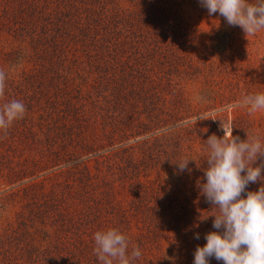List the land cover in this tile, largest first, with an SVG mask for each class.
I'll return each mask as SVG.
<instances>
[{
	"label": "rangeland",
	"instance_id": "obj_1",
	"mask_svg": "<svg viewBox=\"0 0 264 264\" xmlns=\"http://www.w3.org/2000/svg\"><path fill=\"white\" fill-rule=\"evenodd\" d=\"M82 6L83 36L66 24ZM0 70V105L27 109L0 131V264H100L93 234L125 226L134 264H193L218 213L199 187L206 140L219 120L264 139V110L234 107L264 92V29L246 36L199 0H0Z\"/></svg>",
	"mask_w": 264,
	"mask_h": 264
},
{
	"label": "clouds",
	"instance_id": "obj_2",
	"mask_svg": "<svg viewBox=\"0 0 264 264\" xmlns=\"http://www.w3.org/2000/svg\"><path fill=\"white\" fill-rule=\"evenodd\" d=\"M208 15L218 13L230 26H239L246 36L264 29V0H199ZM6 73L0 70V99L6 88ZM234 107L250 113L264 110V92L247 94ZM26 106L11 99L0 105V131L7 133L12 124L23 119ZM209 119L198 116V120ZM219 120V119H217ZM220 121L222 137L212 134L207 143V167L199 185L205 199L218 210L210 215L213 229L205 234L206 243L197 246L193 264H209L211 259L223 264H264V139L258 134L246 139L233 136V124ZM187 158L176 162L180 172L188 170ZM261 182L257 191L249 184ZM211 207V208H212ZM199 239V233L195 235ZM94 254L100 264H134L142 253L139 245L129 252V240L119 229L109 228L93 234Z\"/></svg>",
	"mask_w": 264,
	"mask_h": 264
},
{
	"label": "trees",
	"instance_id": "obj_3",
	"mask_svg": "<svg viewBox=\"0 0 264 264\" xmlns=\"http://www.w3.org/2000/svg\"><path fill=\"white\" fill-rule=\"evenodd\" d=\"M80 5H84V4H80ZM154 5V4H153ZM152 7V4L150 3L149 5L147 4V7H145V8H143V9H147V10H149L150 8ZM85 8V9H84ZM81 10H84V12H82ZM145 11V10H144ZM86 13L88 14V15H86ZM141 13L143 14V11L142 12H140V14H138V16L140 15L141 16ZM91 15H94L95 16V13H94V11H92V9H90L89 7H83L82 6V8L81 7H78L76 10H74V11H72V14H70L69 16V20L70 21H67L66 22V24H67V26H69V25H71V24H69L70 22L72 23V26L71 27H69V29L70 30H75L76 29V31H79L81 34V36H83L84 35V33H86V32H88V30L90 29L89 27H91L90 26V24L88 23V21H89V19H87V18H89ZM140 18V20L139 19H137L136 21H138V23H140L141 21H143L144 19H142L141 17H139ZM135 21V22H136ZM56 22H60V19L59 20H56ZM54 25V24H53ZM52 25V26H53ZM59 25V24H58ZM79 25H85V27H84V29L81 27V26H79ZM135 25H137V24H135ZM55 26V25H54ZM42 30V29H41ZM60 30V29H59ZM50 31V30H49ZM45 37H47L46 36V33H44L43 34ZM115 39H117V38H115ZM115 41V40H114ZM106 44V43H105ZM107 44H109V43H107ZM114 45H117V43H114ZM113 52H118V50L117 49H115L114 51H112V53ZM16 55V54H15ZM115 55H117V54H115ZM115 59V58H114ZM113 59H111V61H112ZM144 70H146V69H144ZM9 92V89H6L5 88V92ZM15 92V94L18 96V94H20V90L19 89H16V88H12V92ZM51 106V105H50ZM71 131V129H68V132H70ZM97 204H96V206H101L102 205V203L100 202H96ZM93 204V203H92ZM97 209V208H96ZM98 213V216H100V211H99V209H97L96 211H95V213ZM142 212V217H140V218H138L139 220L141 219V220H144V221H146V222H151V223H156L157 221L158 222H160V219L162 218V214L160 215V213H157V214H153V213H149V211H141ZM135 216V215H134ZM177 216H175V218H176ZM132 218L133 219H135V217H133L132 216ZM120 219H122V221H129L130 220V218H129V215L127 214H125V212H123L121 215H120ZM157 225H148L147 227H145V229H143L142 228V231L139 229V231H140V233H137L136 234V236L138 237V239L141 241V242H143V241H150L149 239V237L151 236V231H150V227H156ZM148 228V229H147ZM123 231H125L123 234H125L126 235V237L128 238V236H129V238H128V240L130 239V233H129V235H128V232H129V228H128V226L126 227L125 226V228H123ZM88 246V245H87ZM86 246V247H87ZM89 247V246H88ZM84 249H85V247H82V249H81V251H84Z\"/></svg>",
	"mask_w": 264,
	"mask_h": 264
}]
</instances>
